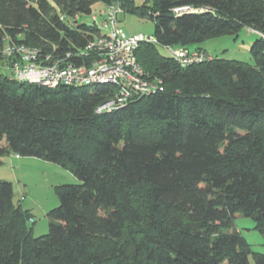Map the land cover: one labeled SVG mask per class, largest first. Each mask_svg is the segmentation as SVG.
Returning a JSON list of instances; mask_svg holds the SVG:
<instances>
[{"label":"trees","instance_id":"trees-1","mask_svg":"<svg viewBox=\"0 0 264 264\" xmlns=\"http://www.w3.org/2000/svg\"><path fill=\"white\" fill-rule=\"evenodd\" d=\"M116 2L154 22L155 42L134 55L162 91H131L123 107L96 113L117 86L51 89L0 73V165L34 157L79 181L56 188L59 205L38 238L0 181V264H264L234 230L242 216L264 236L263 0H0V65L5 44L36 49L49 64L88 65L95 54H80L97 29L68 20ZM243 28L257 34L253 65L199 46ZM156 45L205 58L182 66Z\"/></svg>","mask_w":264,"mask_h":264},{"label":"rangeland","instance_id":"rangeland-1","mask_svg":"<svg viewBox=\"0 0 264 264\" xmlns=\"http://www.w3.org/2000/svg\"><path fill=\"white\" fill-rule=\"evenodd\" d=\"M133 1L134 5L138 7L146 1L150 4L151 0ZM104 9V6L98 4L94 6L90 15H80L75 20L69 19L68 23L70 25L72 22L91 25L94 15L99 25L102 26L104 17L99 15V11H104ZM177 11L179 14L197 12L189 8H182ZM117 20L118 27L128 37L142 35L146 38L152 37L154 34V22L147 15L139 16L122 9ZM104 31L106 30L103 29ZM256 38V33L243 28L237 36L210 39L199 46L210 57L236 60L253 65L249 48ZM196 47V45H191L189 49L194 50ZM156 49L162 56L168 57L170 55L163 46L156 45ZM1 58L3 62L0 65V73L4 77L12 79L13 72L10 67L14 63H19L20 60L6 57L3 53H1ZM0 181L11 184L14 205L20 206L32 216V222L28 223V226H31L34 238L41 237L48 232L49 219L47 214L59 205L56 188L79 182L74 174L57 164L34 157H16L13 154L2 159ZM234 230L245 239L252 252L264 254V236L254 228V222L250 218L236 216ZM226 232H231V230ZM249 264H254L251 258H249Z\"/></svg>","mask_w":264,"mask_h":264},{"label":"built area","instance_id":"built-area-1","mask_svg":"<svg viewBox=\"0 0 264 264\" xmlns=\"http://www.w3.org/2000/svg\"><path fill=\"white\" fill-rule=\"evenodd\" d=\"M121 12L120 2L106 6L104 11H99V15L104 17L102 26L99 25L96 17L92 16V24L97 29V34L85 48L87 54H84L85 51L80 54L82 56L95 54V59L88 65L78 66L63 60L49 64V56L42 58L36 49L19 44H5L1 53L6 57L20 60L10 67L13 72L12 79L51 89L60 85L76 88L97 85L117 86V93L98 106L96 113L110 112L123 107L130 98L131 91L142 95L162 91L161 81L148 82L143 77L134 55L141 42L153 43L154 38H145L142 35L126 36L118 27L117 17ZM175 12L179 14L177 10ZM103 29L106 31L103 32ZM168 51L182 66L202 62L205 58L203 54L186 49L168 48ZM44 60L48 64H45Z\"/></svg>","mask_w":264,"mask_h":264},{"label":"crops","instance_id":"crops-1","mask_svg":"<svg viewBox=\"0 0 264 264\" xmlns=\"http://www.w3.org/2000/svg\"><path fill=\"white\" fill-rule=\"evenodd\" d=\"M250 31V30H249ZM252 32H254V31H252ZM254 33H256V32H254Z\"/></svg>","mask_w":264,"mask_h":264}]
</instances>
